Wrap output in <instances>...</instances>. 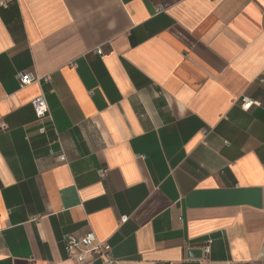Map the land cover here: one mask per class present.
I'll list each match as a JSON object with an SVG mask.
<instances>
[{"label": "crops", "instance_id": "crops-1", "mask_svg": "<svg viewBox=\"0 0 264 264\" xmlns=\"http://www.w3.org/2000/svg\"><path fill=\"white\" fill-rule=\"evenodd\" d=\"M0 2V264H264V0Z\"/></svg>", "mask_w": 264, "mask_h": 264}, {"label": "built area", "instance_id": "built-area-1", "mask_svg": "<svg viewBox=\"0 0 264 264\" xmlns=\"http://www.w3.org/2000/svg\"><path fill=\"white\" fill-rule=\"evenodd\" d=\"M0 6H4L3 2H0ZM17 79L20 87H25L32 82L39 81L40 79L29 73H18ZM46 80L47 79H43ZM31 108L34 113V117L37 121L43 120L49 114L48 104L43 95L32 99L30 102ZM254 102L249 100L247 97L241 99V107L245 110L249 109ZM4 125L0 124V128ZM42 131V129H41ZM60 161H63V156L59 157ZM105 171L100 174L103 176ZM126 216L121 217V222H125ZM210 244V242L208 243ZM64 251L68 259L72 260L74 264H86V257L90 256L96 259H100L104 264H116V260L113 258L111 253V247L109 244L103 241H99L93 232H88L83 236L76 237L68 235L64 240ZM209 252V246L204 247V253Z\"/></svg>", "mask_w": 264, "mask_h": 264}, {"label": "water", "instance_id": "water-1", "mask_svg": "<svg viewBox=\"0 0 264 264\" xmlns=\"http://www.w3.org/2000/svg\"><path fill=\"white\" fill-rule=\"evenodd\" d=\"M188 255H191V256H197V257H199V256H201V251L200 250H189L188 251Z\"/></svg>", "mask_w": 264, "mask_h": 264}]
</instances>
